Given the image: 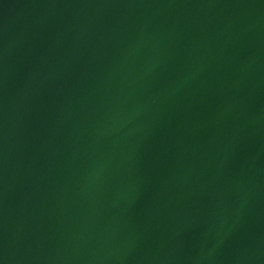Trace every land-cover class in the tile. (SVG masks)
I'll return each instance as SVG.
<instances>
[{
	"label": "water",
	"instance_id": "1",
	"mask_svg": "<svg viewBox=\"0 0 264 264\" xmlns=\"http://www.w3.org/2000/svg\"><path fill=\"white\" fill-rule=\"evenodd\" d=\"M0 264H264V0H0Z\"/></svg>",
	"mask_w": 264,
	"mask_h": 264
}]
</instances>
